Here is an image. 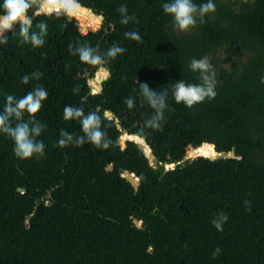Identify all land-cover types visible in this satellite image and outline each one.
Returning <instances> with one entry per match:
<instances>
[{
  "label": "trees",
  "instance_id": "1",
  "mask_svg": "<svg viewBox=\"0 0 264 264\" xmlns=\"http://www.w3.org/2000/svg\"><path fill=\"white\" fill-rule=\"evenodd\" d=\"M164 2L79 0L95 19L85 8L71 19L41 16L33 31L47 25L42 47L21 45L18 33L0 46V111L7 94L19 98L37 85L48 92L36 117L46 125L43 158L17 159L0 134V264H264V0H213L206 23L185 34L171 27ZM122 4L138 22L120 23ZM127 31L141 41L126 39ZM77 42L101 54L114 43L126 49L101 66L109 76L99 93L89 81L100 65L70 54ZM220 50L231 65L217 73L216 97L191 109L175 103L176 81L200 82L190 61L213 62ZM37 71L38 81L21 83ZM140 83L168 91L162 131L145 127L152 110L142 105ZM66 105L96 111L110 147H58L61 130L82 134L78 121L63 119ZM124 134L140 137L149 153L127 139L122 149ZM188 148L197 157L184 161ZM219 153L233 156L209 158ZM125 173L138 178L136 191ZM221 212L228 220L217 231L211 222Z\"/></svg>",
  "mask_w": 264,
  "mask_h": 264
},
{
  "label": "clouds",
  "instance_id": "2",
  "mask_svg": "<svg viewBox=\"0 0 264 264\" xmlns=\"http://www.w3.org/2000/svg\"><path fill=\"white\" fill-rule=\"evenodd\" d=\"M242 2L247 4L249 0H242ZM252 2L254 3L255 0ZM41 8L47 15L62 14L69 19L82 12L79 0H2L0 2V46L8 44L9 33H18L21 45L30 44L33 48L42 47L45 44L47 25L40 22L35 25L38 31H33L34 16L40 13ZM33 9V14L30 15L29 13ZM215 10L216 6L213 0H207L206 3L201 4H196L194 0H166L162 4V12L170 18L171 27L181 34L192 31L198 24L206 23V17ZM118 11L122 25L138 22L135 16L128 15L126 5L122 4ZM125 38L136 42H140L142 39L137 31L125 32ZM68 49L70 54L78 56L81 63L92 66H103L126 51L115 43L103 54L87 43L77 42L75 47L69 44ZM188 67L193 73L198 74L200 82L176 81L172 87V99L175 103L183 104L186 108L191 109L205 100L211 101L216 97V73L207 57L192 59ZM41 76L42 73L38 71L32 73L31 76L24 75L21 83L28 84L30 79L38 81ZM138 86L142 105L146 104L152 110V114L145 121V127L162 131L165 111L169 108L168 91H154L147 83H140ZM74 91H78V89H74ZM47 98V90L38 85L22 97L17 98L12 94L5 96L4 106L0 111V134L11 140L13 154L21 161L32 158L39 160L45 156V144L38 137L45 131L46 125L36 117ZM124 102L128 109H132L136 103L132 97L126 98ZM63 119L78 121L82 134L76 135L61 130L58 147L65 148L70 145L80 147L85 143L97 149L110 147L111 141L102 130L101 117L96 111L85 114L83 108L66 105L63 109ZM244 206L246 211H250L251 201L245 200ZM227 220L228 215L221 212L211 223L217 231H223V225ZM220 253L221 249L216 248L213 258H216Z\"/></svg>",
  "mask_w": 264,
  "mask_h": 264
},
{
  "label": "water",
  "instance_id": "3",
  "mask_svg": "<svg viewBox=\"0 0 264 264\" xmlns=\"http://www.w3.org/2000/svg\"><path fill=\"white\" fill-rule=\"evenodd\" d=\"M82 8H85V7H82ZM85 9H87V8H85ZM87 10H89L93 15H95L92 12V10H90V9H87ZM41 16H47V14H45V11H44L43 8L40 9V13L39 14L34 16V20H36L38 17H41ZM100 17H101V22H102V16H100ZM98 38H99V34H98ZM108 76H109V71L107 70L106 73L105 72L102 73V77L95 76L93 81L89 82V85L93 89L92 91H93L94 94L95 93H99L101 91V89H102L101 85H102L103 81H105L108 78ZM103 112H104V116L106 118H111L112 117V113L110 111L104 110ZM116 122H117V120H116ZM124 137L127 140H129V141H135L136 143H138L139 147H141V148H146L147 147L146 144L144 143V141L138 136H132V135L124 134ZM119 141H120V139H119ZM120 144L122 146V149H124L125 148V141H120ZM145 151L149 153L150 150H149V148H146ZM175 167H176L175 163L166 164V165H164V168L162 169V171L167 172L169 170H173ZM125 174H126V178L133 184L134 191H136L137 190V185H138V178H136L134 176V174H128V173H125ZM134 178H135V181H136L135 182V186H134V182H133Z\"/></svg>",
  "mask_w": 264,
  "mask_h": 264
},
{
  "label": "rangeland",
  "instance_id": "4",
  "mask_svg": "<svg viewBox=\"0 0 264 264\" xmlns=\"http://www.w3.org/2000/svg\"><path fill=\"white\" fill-rule=\"evenodd\" d=\"M219 1H224V0H219ZM79 22V21H78ZM100 26H101V23H100ZM99 30H100V27H99ZM194 30H195V28L192 30V31H190V32H188V33H191V32H194ZM177 34H181V33H178L177 31H175ZM98 34H99V31H98ZM98 42H99V38H98ZM248 57H249V55H244L243 56V58H242V61L244 62V61H246L247 59H248ZM208 59H209V61H210V63L213 65V70L215 71V73H216V76H215V81H216V78H217V73H218V71H219V69L220 68H224V69H229L230 68V65H231V62H228L227 60H226V58H225V53L222 51V50H220L218 53H217V55L215 56V58L213 59V62H212V60H211V57H207ZM100 68H101V66H99V70H98V72L95 74V76H98V77H102V75L100 74ZM91 81H93V79L92 80H90L89 82H91ZM93 90V89H92ZM92 93H93V91H92ZM120 141H125V137H124V135H122L120 138ZM194 152H195V150H193V148H188L186 151H185V153H184V161H186V160H191V159H193V158H195V157H197L195 154H194ZM148 153V152H147ZM233 155L232 154H228V155H224V154H220V155H216V156H208L210 159H216V158H229V157H232ZM205 157H207V156H205ZM148 158H149V161H150V164L151 165H154V163H153V161H152V158L150 157V156H148ZM125 176H126V174H125ZM46 198H49V195H47V197ZM46 203H48V201H46ZM139 225L140 224H138V227H139Z\"/></svg>",
  "mask_w": 264,
  "mask_h": 264
},
{
  "label": "bare ground",
  "instance_id": "5",
  "mask_svg": "<svg viewBox=\"0 0 264 264\" xmlns=\"http://www.w3.org/2000/svg\"><path fill=\"white\" fill-rule=\"evenodd\" d=\"M90 13H91V12H90ZM91 15H92V17L95 19V17H96V16H95V15H93L92 13H91ZM104 68H105V67H104ZM219 154H221V153H219Z\"/></svg>",
  "mask_w": 264,
  "mask_h": 264
}]
</instances>
